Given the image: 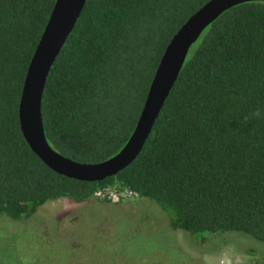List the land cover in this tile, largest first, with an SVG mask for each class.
Returning <instances> with one entry per match:
<instances>
[{
	"label": "trees",
	"instance_id": "obj_1",
	"mask_svg": "<svg viewBox=\"0 0 264 264\" xmlns=\"http://www.w3.org/2000/svg\"><path fill=\"white\" fill-rule=\"evenodd\" d=\"M54 1L0 0V217L24 220L46 201L77 204L117 187L153 202L170 229L198 243L235 232L264 245V2L214 19L188 49L134 160L81 182L44 166L17 122L24 74ZM207 1L85 0L44 82L49 147L90 164L117 153L165 45Z\"/></svg>",
	"mask_w": 264,
	"mask_h": 264
},
{
	"label": "rangeland",
	"instance_id": "obj_2",
	"mask_svg": "<svg viewBox=\"0 0 264 264\" xmlns=\"http://www.w3.org/2000/svg\"><path fill=\"white\" fill-rule=\"evenodd\" d=\"M264 264V245L240 233L202 243L172 230L144 198L46 201L29 218L0 217V264Z\"/></svg>",
	"mask_w": 264,
	"mask_h": 264
},
{
	"label": "water",
	"instance_id": "obj_3",
	"mask_svg": "<svg viewBox=\"0 0 264 264\" xmlns=\"http://www.w3.org/2000/svg\"><path fill=\"white\" fill-rule=\"evenodd\" d=\"M85 0H55L28 62L17 105L22 139L37 159L52 172L81 182H97L114 176L129 165L148 137L190 46L225 10L264 0H208L171 36L150 80L132 132L120 150L98 163H79L61 156L47 144L40 117V99L48 70L70 33Z\"/></svg>",
	"mask_w": 264,
	"mask_h": 264
},
{
	"label": "built area",
	"instance_id": "obj_4",
	"mask_svg": "<svg viewBox=\"0 0 264 264\" xmlns=\"http://www.w3.org/2000/svg\"><path fill=\"white\" fill-rule=\"evenodd\" d=\"M129 198H136V195L129 190L117 187L99 189L92 195V199L110 203H117L118 201Z\"/></svg>",
	"mask_w": 264,
	"mask_h": 264
}]
</instances>
